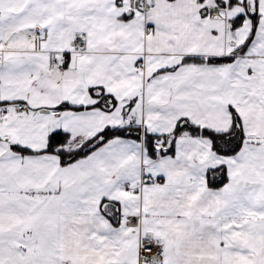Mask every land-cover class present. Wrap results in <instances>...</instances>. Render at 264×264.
<instances>
[{
    "label": "snow or ice",
    "instance_id": "6c2138e0",
    "mask_svg": "<svg viewBox=\"0 0 264 264\" xmlns=\"http://www.w3.org/2000/svg\"><path fill=\"white\" fill-rule=\"evenodd\" d=\"M0 264H264V0H0Z\"/></svg>",
    "mask_w": 264,
    "mask_h": 264
}]
</instances>
